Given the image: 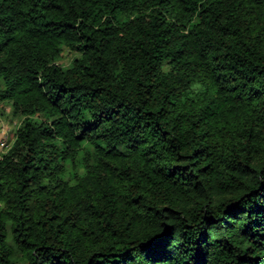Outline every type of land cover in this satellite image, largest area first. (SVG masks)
Segmentation results:
<instances>
[{"label":"trees","instance_id":"obj_1","mask_svg":"<svg viewBox=\"0 0 264 264\" xmlns=\"http://www.w3.org/2000/svg\"><path fill=\"white\" fill-rule=\"evenodd\" d=\"M1 103L0 264H264V0H0Z\"/></svg>","mask_w":264,"mask_h":264},{"label":"rangeland","instance_id":"obj_2","mask_svg":"<svg viewBox=\"0 0 264 264\" xmlns=\"http://www.w3.org/2000/svg\"><path fill=\"white\" fill-rule=\"evenodd\" d=\"M77 55V53L63 48L61 56L56 63L61 66H67L71 59ZM20 122V117L12 114L10 105L5 103L0 104V156L6 151Z\"/></svg>","mask_w":264,"mask_h":264}]
</instances>
